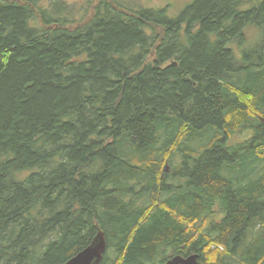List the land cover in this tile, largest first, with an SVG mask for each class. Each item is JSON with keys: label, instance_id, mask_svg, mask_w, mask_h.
Here are the masks:
<instances>
[{"label": "trees", "instance_id": "trees-1", "mask_svg": "<svg viewBox=\"0 0 264 264\" xmlns=\"http://www.w3.org/2000/svg\"><path fill=\"white\" fill-rule=\"evenodd\" d=\"M97 231L99 264H264V0H0V264Z\"/></svg>", "mask_w": 264, "mask_h": 264}, {"label": "rangeland", "instance_id": "rangeland-1", "mask_svg": "<svg viewBox=\"0 0 264 264\" xmlns=\"http://www.w3.org/2000/svg\"><path fill=\"white\" fill-rule=\"evenodd\" d=\"M67 3L73 5L76 9V16L83 18V22L88 20L92 15L93 9L96 6L98 0H65ZM119 4L124 7L130 8H143V9H153L159 10L162 8L166 9V15L170 19L179 18L182 13L191 6L195 0H116ZM262 0H240V10H249L252 5L261 2ZM245 36L247 38L249 48H253L258 44L260 40V35L256 32L254 27H248L245 31Z\"/></svg>", "mask_w": 264, "mask_h": 264}, {"label": "water", "instance_id": "water-1", "mask_svg": "<svg viewBox=\"0 0 264 264\" xmlns=\"http://www.w3.org/2000/svg\"><path fill=\"white\" fill-rule=\"evenodd\" d=\"M106 240L102 231H97L91 243L70 258L65 264H99L106 252ZM198 255L192 254L187 257L173 256L165 264H198Z\"/></svg>", "mask_w": 264, "mask_h": 264}]
</instances>
